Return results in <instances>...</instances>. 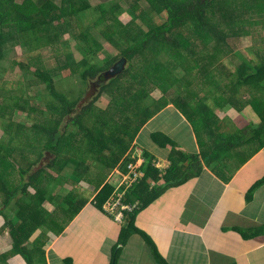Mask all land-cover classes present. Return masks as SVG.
<instances>
[{"label": "trees", "instance_id": "1", "mask_svg": "<svg viewBox=\"0 0 264 264\" xmlns=\"http://www.w3.org/2000/svg\"><path fill=\"white\" fill-rule=\"evenodd\" d=\"M121 2L104 0L92 7L90 0H0V217L10 227L9 253L22 254L26 264L45 261V230L54 224L44 202L57 205L55 190H66L80 180L97 192L121 160L125 172L129 163L134 164L131 153H126L140 129L170 104L186 116L199 138L210 136L199 124L212 126L218 141L207 163L218 152L230 153L241 140L243 148L256 143L249 154L264 147V34L255 56L243 49L232 54L236 63L228 48V39L264 27V0H134L127 9L128 22L121 19L127 14ZM103 42L113 54L101 65ZM18 46L28 54L24 62L20 55L7 60L11 69H19L16 79L8 82L3 62ZM46 56L54 61L52 68L47 67ZM122 58L125 70L106 81L104 72ZM96 81L105 84L83 102ZM111 90L109 101H103ZM156 90L160 98L152 96ZM251 99L260 106L256 114ZM225 108L240 114L247 110L257 119L219 120L215 111ZM20 114L26 122L15 119ZM151 139L159 147H170L171 163L164 176L168 186L196 175L198 155L182 156L164 134L153 133ZM143 157L142 180L133 185L125 204L146 198L148 178L157 181L152 157L147 153ZM261 184L264 178L255 188ZM113 189L114 184L106 183L95 195L98 210L103 211ZM65 200L75 208L72 214L88 202L74 189ZM11 212L17 214L18 226L10 219ZM134 213L135 209L124 212L113 259L130 233L141 234L153 246L134 226ZM19 227L27 240H22ZM35 230L42 233L31 249L28 239Z\"/></svg>", "mask_w": 264, "mask_h": 264}, {"label": "crops", "instance_id": "2", "mask_svg": "<svg viewBox=\"0 0 264 264\" xmlns=\"http://www.w3.org/2000/svg\"><path fill=\"white\" fill-rule=\"evenodd\" d=\"M231 111L218 109L216 117L238 123L242 117L255 122V115L252 113L253 118L247 110L244 114ZM171 113L178 124L174 122L168 129L161 119ZM153 133L169 135L182 156L198 155L196 175L168 186L164 176L171 163L170 147L155 144L151 139ZM202 138L172 104L140 129L126 155L131 153L134 164L142 171L143 154H149L153 170L157 171V181L148 178L146 198L135 199L131 205H136L134 226L153 246L148 245L141 234L130 233L118 250L116 264H264V184L255 188L264 178V147L246 156L238 152L243 151V145L239 146L241 140L230 153L218 152V157L207 163L208 157L215 153L218 138ZM121 162L109 170L97 192L92 184L80 180L66 190L60 188L66 194L54 192L55 197L62 198L57 205L44 202L43 207L57 215L58 220L51 217L54 225L45 230L43 264H112L116 260L113 251L123 221H116L104 204L103 211L98 210L94 197L106 183L114 184L107 200L123 189L120 186L128 173L127 168L125 172L122 169ZM184 165L187 166V162ZM80 185L88 190V202L73 217L66 218L75 208L65 198L70 189L76 190ZM133 185L126 190L123 202ZM56 226L58 231L54 230ZM35 237L33 235L29 241L33 243Z\"/></svg>", "mask_w": 264, "mask_h": 264}, {"label": "rangeland", "instance_id": "3", "mask_svg": "<svg viewBox=\"0 0 264 264\" xmlns=\"http://www.w3.org/2000/svg\"><path fill=\"white\" fill-rule=\"evenodd\" d=\"M18 1H22V0H18ZM103 1L102 0H90V4L92 5V7H97V5H99ZM105 1H111V0H105ZM121 3L125 6L124 9H126V13H127V14H124V15L122 14L121 15V19H122L123 22H128L130 20V16H129L128 12H127V9H130V7L134 3V0H122ZM141 4L142 5H145L146 3L145 2H141ZM251 31L252 32H249L247 34H244L243 33L242 36L233 37L231 39H228V48L231 51V54H230V57L231 58L230 59L233 60L234 62L237 63L238 62V59H236L237 57L232 56L233 53L239 52V51H241L243 49H247V50H250L254 54V56H255V53L254 52L257 51V49L260 47V45H261V39H259V38L262 37V35L264 34V27L259 26V28H255V29H253ZM94 35L98 36V34L96 32H94ZM102 44L105 46V42H103ZM7 47L10 48V46H7ZM27 54H28L27 53V50L26 49H23V47H19V46L18 47H15V48H13V50H10V51L7 52V54L5 56V60L3 62L4 67H6V69H7L6 70V73H5V76H4V78H5L6 81L11 82L14 79H16V74L15 73L19 71L18 67H16V66L15 67L13 66V69H11L7 60H9V59L12 60V59H14V58H16L17 56L20 55V56H22L21 57V61L24 62L26 60ZM112 54H113V52L110 50V47L105 46L104 50L101 53H99V58L102 61L101 62V65H104L105 62L107 61V59H109ZM45 58H46V61H47V64H46L47 67L48 68H52L55 63L51 59V56L50 57H47L46 56ZM256 58H258V57H256ZM122 78H124L123 79L124 80V83H128V80H127L128 77L127 76H124ZM80 81H81L80 78L76 77V79H75V82L76 83L75 84H79ZM123 86L126 87L127 85H123ZM84 91H86V88L84 89ZM105 93L106 94H104L102 96V100L107 102V101H109L110 96H112V94H114V93H113L112 90H111V92H105ZM152 96L155 97V98L156 97L159 98V97H161V93L158 90H156V91L152 92ZM250 101H251L252 107L255 108V110H253V112L256 114V111L259 110L260 106L257 103V101L252 100V99ZM101 103H102V101H101ZM100 105H102V104H100ZM97 106H99V105H97ZM170 107H172V106H170ZM227 108H229V107H227ZM227 108H225V109H227ZM227 110H230L229 113H232V111H231L232 109H227ZM254 115L252 114V117L253 118H254ZM203 117L204 116H202L201 122L205 119ZM255 117H256V115H255ZM185 118H186V116H185ZM15 119L18 120V121H20V120L21 121H24L25 115L24 114L16 115L15 116ZM256 119H257V117H256ZM161 120L164 121V125L167 126L168 129H171L172 128V124L174 122H175L174 125L178 124L176 116H173L172 113L169 115V117H165L164 119H161ZM24 122H26V120ZM189 123H190V121H189ZM179 125L184 126L182 123H179ZM199 128H200V131L202 133H206V134H208L210 136H213L212 126L210 128H207L204 125L199 124ZM2 135H3V131L0 129V137H2ZM165 137L169 138L170 136L169 135H165ZM220 143H221V141H220ZM253 148H255V146L253 147V145H251L250 147L246 146L245 148H243V151L238 150V152L241 153V154H244V155L248 156V154L251 152L249 150H251ZM44 160L46 161V163H48V160L47 159H44ZM46 163L44 162V164H46ZM69 174H70V172H67V171L65 172V175L70 176ZM55 191H56V194H61V193L62 194L63 193L66 194V191H64L63 189H60V188H58ZM75 191L78 194L83 195L84 197H86V195H88V192H87L88 190L87 191L86 190H83V188H82L81 185ZM48 192H51V190L48 191ZM89 192H90V190H89ZM56 194H55V196H56ZM0 199L3 200V197L0 196ZM60 199H62V198H60ZM60 199L58 201H60ZM105 203H104V205H105ZM48 213H50V212H48ZM50 214H51V217L57 219V215H55L52 212ZM66 216H67L66 218H71V217H73V214H67ZM9 217L13 221L14 225H19L21 223V222L19 223L20 220L17 217V214H15L14 212H11L9 214ZM26 226H28V225H26ZM21 227H19V229ZM20 230L21 231H19V232H20V234L22 236L21 237L22 240H27V239H25V237L23 235V229L21 228ZM54 230L55 231H58L59 229L56 226L54 228ZM41 233L42 232L40 230H35L32 235H38V234H41ZM28 240H30V238ZM11 243H12V238L10 236V227H9V225H7L6 218L2 216V217H0V254L2 255L4 253L5 256H3V255L2 256H3V258H6V260L5 261L4 260L0 261V264H5V263L6 264H26V262L24 261L25 260V256H23L22 254L12 255V253L11 254L9 253V252L12 251V249H11ZM34 246L35 245L32 243V245H30V248L32 249ZM115 253L117 255H115L116 260L114 261V264H116L117 258L119 256L118 251H115ZM129 253H132V252H129ZM10 256H13V257L10 258V259H8V257H10ZM3 258L0 257V260L3 259Z\"/></svg>", "mask_w": 264, "mask_h": 264}, {"label": "built area", "instance_id": "4", "mask_svg": "<svg viewBox=\"0 0 264 264\" xmlns=\"http://www.w3.org/2000/svg\"><path fill=\"white\" fill-rule=\"evenodd\" d=\"M127 175L124 176L121 191H118L116 194L112 195L105 203V209L115 216V220L121 222L123 220L124 212H130L135 205H126L124 204V196L127 189H129L133 184H135L142 176L143 173L140 170V167L135 164L127 165Z\"/></svg>", "mask_w": 264, "mask_h": 264}, {"label": "water", "instance_id": "5", "mask_svg": "<svg viewBox=\"0 0 264 264\" xmlns=\"http://www.w3.org/2000/svg\"><path fill=\"white\" fill-rule=\"evenodd\" d=\"M125 66H126V60L125 59H120L117 63H115L112 67H110L106 72H104V77L106 79V81L113 79L117 76H119L120 74H122V72L125 70ZM105 84L104 82L101 81H96L91 85V91H89V93L87 94V96L85 97L83 102H86L87 99L91 96H93L96 93V88L102 87Z\"/></svg>", "mask_w": 264, "mask_h": 264}, {"label": "clouds", "instance_id": "6", "mask_svg": "<svg viewBox=\"0 0 264 264\" xmlns=\"http://www.w3.org/2000/svg\"><path fill=\"white\" fill-rule=\"evenodd\" d=\"M125 204V203H124ZM126 205H131V204H126ZM131 206H133V205H131ZM136 206V205H135ZM135 208V207H134ZM134 208L132 209V211L134 210ZM132 211H130L129 213H131ZM126 212V211H125Z\"/></svg>", "mask_w": 264, "mask_h": 264}]
</instances>
